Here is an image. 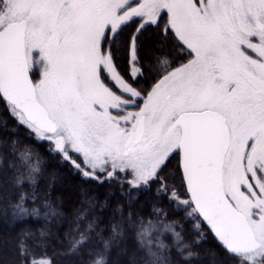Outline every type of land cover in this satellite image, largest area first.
<instances>
[{
    "label": "snow or ice",
    "instance_id": "1",
    "mask_svg": "<svg viewBox=\"0 0 264 264\" xmlns=\"http://www.w3.org/2000/svg\"><path fill=\"white\" fill-rule=\"evenodd\" d=\"M165 16L166 38L171 32L188 58L173 65L160 57L155 83L138 90L119 71L120 58L128 56L133 80L142 77L139 37ZM0 97L85 178L102 183L101 175L119 172L137 188L160 180L166 192L164 169L181 155L189 198L179 200L174 188L173 198L241 264H264V0H0ZM20 159L27 174L15 185L34 183L39 160L28 150ZM25 200L21 193L13 209L26 213ZM81 219L72 251L95 228ZM138 223L144 264H170L173 248L186 261L200 258L199 223L191 244L178 223ZM112 232L119 235L116 225ZM20 254L30 256L23 242ZM29 264L51 261L31 255ZM92 264H107L104 253Z\"/></svg>",
    "mask_w": 264,
    "mask_h": 264
},
{
    "label": "trees",
    "instance_id": "2",
    "mask_svg": "<svg viewBox=\"0 0 264 264\" xmlns=\"http://www.w3.org/2000/svg\"><path fill=\"white\" fill-rule=\"evenodd\" d=\"M165 22L163 17L159 27H148L139 37L142 77L133 80L129 75L128 56L120 58L119 71L140 90H148L155 83L160 72L157 67L160 57L167 56L173 65L188 58L171 32L166 38ZM138 23L127 27L120 42L129 40ZM51 148L49 142L38 139L29 128L18 123L0 97V264H29L31 255L46 256L51 264H92L97 252L104 253L107 264H144L145 253L136 238L140 218L178 223L181 227L176 231L190 244L198 238L197 224L201 225L203 238L193 245L200 258L186 261L173 248L170 264H241L218 244L199 216H189L191 209L173 198V188L179 200L189 198L179 155L173 154L162 174L168 188L165 192L158 191L160 180L137 188L131 186L126 177L109 179L101 175L102 183L85 178ZM26 150L33 154L31 162L39 160V172L34 183L26 181L17 186L15 177L27 174V165L20 159V154ZM21 193L26 194L24 206L28 210L23 214L12 207ZM82 217L94 222L95 228L87 243L72 251L70 244L77 236V229L85 227ZM113 225L118 227L119 235L113 234ZM163 238L172 245L170 234H164ZM21 242L30 249L29 257L20 254ZM105 242H108L107 248Z\"/></svg>",
    "mask_w": 264,
    "mask_h": 264
},
{
    "label": "rangeland",
    "instance_id": "3",
    "mask_svg": "<svg viewBox=\"0 0 264 264\" xmlns=\"http://www.w3.org/2000/svg\"><path fill=\"white\" fill-rule=\"evenodd\" d=\"M165 18H166V20H167V17L165 16ZM137 67H139V65H137ZM130 71H131V68H130ZM32 75V78H33V80L35 81V80H38L39 78H40V73L37 71V72H35V73H32L31 74ZM127 81V80H126ZM128 82V81H127ZM134 86V85H133ZM134 87H136L138 90H140L137 86H134ZM150 89V88H149ZM148 89V90H149ZM113 90H117V89H113ZM114 114H115V112H114ZM73 158L74 159H76V161L78 162V163H80V158H79V156H76V155H73ZM115 176H117V177H126V178H128L129 180H131L132 179V176L129 174V175H125L124 173H117Z\"/></svg>",
    "mask_w": 264,
    "mask_h": 264
},
{
    "label": "water",
    "instance_id": "4",
    "mask_svg": "<svg viewBox=\"0 0 264 264\" xmlns=\"http://www.w3.org/2000/svg\"><path fill=\"white\" fill-rule=\"evenodd\" d=\"M31 75V74H30ZM32 76V75H31ZM33 79V78H32ZM2 98V97H1ZM3 99V98H2ZM4 100V99H3ZM5 101V100H4ZM179 164L181 166V155H179ZM188 193V192H187ZM189 195V194H188ZM200 219L202 220V218L200 217ZM203 222V220H202ZM205 224V226L208 228V230L211 232V234L213 235V237L215 238V240L218 242L217 238L214 236L213 232L209 229V226H207V224L205 222H203ZM218 244L221 246V244L218 242ZM223 248V247H222Z\"/></svg>",
    "mask_w": 264,
    "mask_h": 264
}]
</instances>
